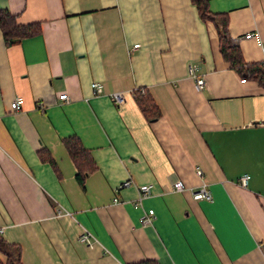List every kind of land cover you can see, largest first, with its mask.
I'll return each instance as SVG.
<instances>
[{
    "label": "crops",
    "instance_id": "crops-1",
    "mask_svg": "<svg viewBox=\"0 0 264 264\" xmlns=\"http://www.w3.org/2000/svg\"><path fill=\"white\" fill-rule=\"evenodd\" d=\"M207 4L227 18L243 61L264 66V0ZM0 9L40 25L9 46L0 30V236L22 264H264V84L224 60L214 23L191 0H0ZM138 89L154 118L135 103ZM70 136L96 167L82 184ZM202 183L211 200L193 198ZM143 184L151 193L140 198Z\"/></svg>",
    "mask_w": 264,
    "mask_h": 264
},
{
    "label": "trees",
    "instance_id": "trees-1",
    "mask_svg": "<svg viewBox=\"0 0 264 264\" xmlns=\"http://www.w3.org/2000/svg\"><path fill=\"white\" fill-rule=\"evenodd\" d=\"M197 7L200 17L203 20H209L214 23L218 38L219 49L225 61L229 62L232 68H235L242 75L253 77L264 84V66L262 64L245 63L241 57L239 48L233 44L229 38L227 30V18L223 14H213L208 10L207 0H191ZM0 30L5 45H13L23 38L29 37L39 32L38 23L21 24L17 22L16 16L5 9H0ZM135 103L147 119H152L158 115L157 108L145 89L135 90L132 94ZM63 144L69 154L70 159L76 167V177L80 184L83 183L85 176L95 170V164L89 152L81 145L79 139L75 136L67 137ZM42 160L51 162L45 158L43 153H39ZM0 253L5 256L3 264H22L21 250L16 244L6 242L0 236ZM134 264H158L155 261L147 260Z\"/></svg>",
    "mask_w": 264,
    "mask_h": 264
},
{
    "label": "built area",
    "instance_id": "built-area-1",
    "mask_svg": "<svg viewBox=\"0 0 264 264\" xmlns=\"http://www.w3.org/2000/svg\"><path fill=\"white\" fill-rule=\"evenodd\" d=\"M255 36H256L255 33H249V34L245 35V38H253ZM137 48H139V44H133L132 47L130 48V50L133 51ZM262 51L264 54V46H262ZM263 63H264V61H263ZM193 71H194V67H192V66L189 67V74L192 75ZM241 82H244V79H242ZM195 85L198 89H201L204 85L203 78H195ZM91 87L93 88L95 93L101 92V87L99 86L98 83L92 82ZM58 98L60 100H67L68 99L66 93L60 94L58 96ZM110 98L116 106H121L126 101L125 94L122 92L113 93L110 95ZM21 103H22V99L20 97L15 98L10 104L11 111H18L21 107ZM195 172L198 176L202 175V171L199 168H196ZM248 179H249L248 175H246V174L242 175L239 179V184L241 186L245 187L247 185ZM128 184H129L128 181L123 183V185H128ZM171 185H172L171 187L174 191L179 192V191H182L185 189V185H184L183 181L180 179L175 180ZM139 192H140V198L147 196L151 193V186L146 185V184L140 185L139 186ZM192 196L194 199L211 200V193L207 189V186L205 183H202L198 189L194 190L192 192ZM114 201H117V200L115 199ZM58 213H60V212L58 211ZM67 214H69V213H67ZM153 215H154L153 210L149 209L147 211V213L143 216L142 223L143 224H149L153 218ZM79 241L81 243H83L85 246L91 247L96 240L94 239V237L92 236V234L90 232L84 231L80 234Z\"/></svg>",
    "mask_w": 264,
    "mask_h": 264
}]
</instances>
